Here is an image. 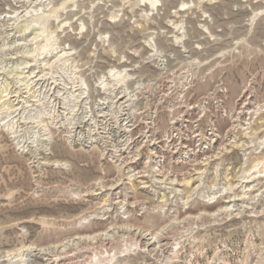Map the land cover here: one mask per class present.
Returning a JSON list of instances; mask_svg holds the SVG:
<instances>
[{
    "label": "rangeland",
    "instance_id": "1",
    "mask_svg": "<svg viewBox=\"0 0 264 264\" xmlns=\"http://www.w3.org/2000/svg\"><path fill=\"white\" fill-rule=\"evenodd\" d=\"M0 264H264V0H0Z\"/></svg>",
    "mask_w": 264,
    "mask_h": 264
},
{
    "label": "bare ground",
    "instance_id": "2",
    "mask_svg": "<svg viewBox=\"0 0 264 264\" xmlns=\"http://www.w3.org/2000/svg\"><path fill=\"white\" fill-rule=\"evenodd\" d=\"M30 1H31V3L33 4V3H35L37 0H30ZM110 73H111V72H110ZM112 73H113V71H112ZM110 76H112V74H111ZM110 76H109V77H110ZM112 77H114V75H113ZM112 77H111V78H112ZM108 80H109V79H108ZM109 82H111V81H108V83H109ZM121 100H122V98H121ZM5 118H6V117H5ZM113 187H114V186H113ZM97 214H99V212H97ZM97 214H96V215H97ZM91 218H92V215H89L88 217H86V219H89V220H92ZM89 220H88V221H89ZM156 236H157V235H156Z\"/></svg>",
    "mask_w": 264,
    "mask_h": 264
}]
</instances>
